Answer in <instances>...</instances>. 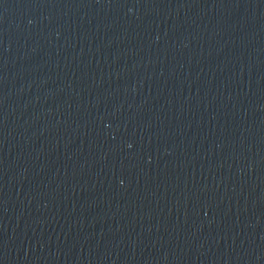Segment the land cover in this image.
Listing matches in <instances>:
<instances>
[{"label":"water","instance_id":"obj_1","mask_svg":"<svg viewBox=\"0 0 264 264\" xmlns=\"http://www.w3.org/2000/svg\"><path fill=\"white\" fill-rule=\"evenodd\" d=\"M0 264H264V0H0Z\"/></svg>","mask_w":264,"mask_h":264}]
</instances>
